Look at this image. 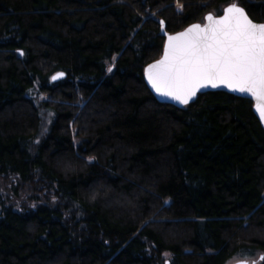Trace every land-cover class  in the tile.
<instances>
[{
  "label": "trees",
  "instance_id": "1",
  "mask_svg": "<svg viewBox=\"0 0 264 264\" xmlns=\"http://www.w3.org/2000/svg\"><path fill=\"white\" fill-rule=\"evenodd\" d=\"M229 1L0 0V264H264L254 101L177 106L145 79L168 33Z\"/></svg>",
  "mask_w": 264,
  "mask_h": 264
},
{
  "label": "water",
  "instance_id": "2",
  "mask_svg": "<svg viewBox=\"0 0 264 264\" xmlns=\"http://www.w3.org/2000/svg\"><path fill=\"white\" fill-rule=\"evenodd\" d=\"M61 77L57 72L52 80ZM145 79L160 101L177 106L218 89L250 98L264 127V21L254 20L237 2L220 14L208 11L202 20L166 35L161 56L145 67Z\"/></svg>",
  "mask_w": 264,
  "mask_h": 264
},
{
  "label": "rangeland",
  "instance_id": "3",
  "mask_svg": "<svg viewBox=\"0 0 264 264\" xmlns=\"http://www.w3.org/2000/svg\"><path fill=\"white\" fill-rule=\"evenodd\" d=\"M237 1L236 0H230L227 4H229V3H236ZM227 4H223L222 6H221V9L223 10V8H224V6L225 5H227ZM211 12H213V13H215V14H217V10L216 9H211L210 10ZM47 112V116H45L46 118H45V123H46V126L48 125V123L51 121V118H52V111L51 110H47L46 111ZM44 116V115H43ZM258 257V255H256V256H254V257H250L249 259L250 260H253V259H256ZM240 258H243L241 255H239V254H236V255H234L231 259H230V261H229V263L230 262H233V261H235V260H237V259H240Z\"/></svg>",
  "mask_w": 264,
  "mask_h": 264
}]
</instances>
